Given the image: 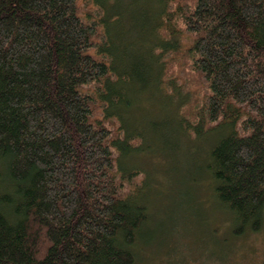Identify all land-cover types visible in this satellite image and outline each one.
I'll return each mask as SVG.
<instances>
[{"label":"trees","instance_id":"16d2710c","mask_svg":"<svg viewBox=\"0 0 264 264\" xmlns=\"http://www.w3.org/2000/svg\"><path fill=\"white\" fill-rule=\"evenodd\" d=\"M184 135L223 260L264 226V0H0V264H136Z\"/></svg>","mask_w":264,"mask_h":264},{"label":"rangeland","instance_id":"374dc122","mask_svg":"<svg viewBox=\"0 0 264 264\" xmlns=\"http://www.w3.org/2000/svg\"><path fill=\"white\" fill-rule=\"evenodd\" d=\"M123 23L126 25L128 21L125 19ZM128 115L126 118L127 126L128 120H131L129 125L133 122L131 116L134 117L133 114ZM156 127L160 126L156 125ZM143 134H145L144 130ZM214 135L212 133L209 138L212 139ZM186 136H183L184 141L178 144V147L175 148L176 151L181 146H186L184 142H189V138ZM147 138L149 139V137ZM202 145V142L195 144L194 151L191 154V156L196 155L195 158L190 156L187 158L186 151L181 152V150H178L174 153L173 159H176V165L178 168L181 166L180 170L184 173L179 176L178 186L175 189L176 197L172 194L170 199H163L157 203L153 199L154 195H152L153 190L157 189V177L151 176L152 186L150 190L152 192L145 188L150 198L148 194H145L146 198L144 197V199H147L150 216L149 224L153 234L144 240L147 243L144 248V255L137 259L136 264H166L167 259L173 263L175 262V264H264V226L255 233L247 232L240 235V237L228 239L225 247L227 252L223 260L212 258V252H219L223 249L219 247L218 240L229 235V229L226 230V222L228 217L230 218V214L223 210L214 201L213 197L209 196V173L204 168L196 171L198 165L195 166L194 172L192 168L188 167L191 162L200 163L202 161L200 156L201 151L204 150ZM166 153L170 155V152ZM162 155L169 156L165 153ZM131 158H122V162L127 165L130 163ZM161 163L157 166V170L161 167L158 172L160 174L158 180L165 182L164 180H168L170 177L167 174L169 165L164 161ZM174 163L175 161L172 160L173 166ZM191 176L199 178L197 185H194V182L190 180ZM172 180L174 179L172 178ZM161 188L162 191H165L167 184H162ZM197 189L200 190L197 191ZM169 190L165 191V193L168 194ZM210 230L217 232L218 234L216 235L218 236H208ZM167 247L174 250L170 256L167 255ZM213 256L216 257V255Z\"/></svg>","mask_w":264,"mask_h":264}]
</instances>
